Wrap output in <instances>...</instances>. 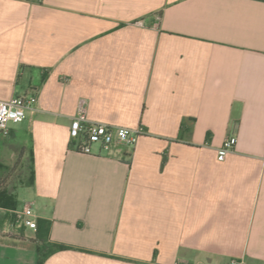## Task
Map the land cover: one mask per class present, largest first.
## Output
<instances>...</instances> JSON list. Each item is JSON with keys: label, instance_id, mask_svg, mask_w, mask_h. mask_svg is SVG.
Returning a JSON list of instances; mask_svg holds the SVG:
<instances>
[{"label": "crops", "instance_id": "crops-1", "mask_svg": "<svg viewBox=\"0 0 264 264\" xmlns=\"http://www.w3.org/2000/svg\"><path fill=\"white\" fill-rule=\"evenodd\" d=\"M32 94L0 134L49 228L3 225L0 264H264V0H0V99ZM82 102L146 134L79 152Z\"/></svg>", "mask_w": 264, "mask_h": 264}, {"label": "built area", "instance_id": "built-area-1", "mask_svg": "<svg viewBox=\"0 0 264 264\" xmlns=\"http://www.w3.org/2000/svg\"><path fill=\"white\" fill-rule=\"evenodd\" d=\"M37 103L36 95H18L8 100L0 99V133L8 134L11 124L21 123L27 112ZM146 134L143 125L128 127L106 122H95L87 118L83 102L80 113L72 120L70 127L71 147L82 153H92L94 144L103 150L112 151L120 147H134L139 138ZM237 143V136H229L219 149V159H225ZM5 213H11L14 221L10 226L17 228L38 229V221L31 201H25L16 209L1 208ZM225 264H249L245 258H232Z\"/></svg>", "mask_w": 264, "mask_h": 264}, {"label": "rangeland", "instance_id": "rangeland-1", "mask_svg": "<svg viewBox=\"0 0 264 264\" xmlns=\"http://www.w3.org/2000/svg\"><path fill=\"white\" fill-rule=\"evenodd\" d=\"M15 144H17V142L13 139L0 134V188L5 187L13 194L16 192L20 200V206H22L25 201H29L27 189L22 185L30 179L31 163L29 153L24 155L21 154L20 149L17 150V148L15 149L12 147ZM13 151L17 152L12 155L11 153ZM0 221L3 222L4 228L8 230V232L19 229V231H22L21 236H25L26 228L10 226L11 222L14 221L13 214L5 213L0 210Z\"/></svg>", "mask_w": 264, "mask_h": 264}, {"label": "trees", "instance_id": "trees-1", "mask_svg": "<svg viewBox=\"0 0 264 264\" xmlns=\"http://www.w3.org/2000/svg\"><path fill=\"white\" fill-rule=\"evenodd\" d=\"M31 159V156H30ZM34 183V168L31 165V174H30V179L28 182L25 184L31 185ZM19 206V202L16 198V195L10 192L7 188H0V207L1 208H7V209H16ZM3 222L0 221V227H2ZM43 228L45 232H48L49 228V223L46 220H39V228ZM38 228V230H39ZM38 236L42 238V233H38ZM68 246L62 243H56L51 247L50 250L46 251L45 253L42 254L41 259L39 261V264L43 263V259L48 256L49 253L60 250V249H65Z\"/></svg>", "mask_w": 264, "mask_h": 264}]
</instances>
